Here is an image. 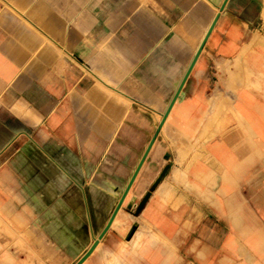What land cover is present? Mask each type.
Wrapping results in <instances>:
<instances>
[{"label": "crops", "instance_id": "obj_1", "mask_svg": "<svg viewBox=\"0 0 264 264\" xmlns=\"http://www.w3.org/2000/svg\"><path fill=\"white\" fill-rule=\"evenodd\" d=\"M0 264H264V0H0Z\"/></svg>", "mask_w": 264, "mask_h": 264}, {"label": "water", "instance_id": "obj_2", "mask_svg": "<svg viewBox=\"0 0 264 264\" xmlns=\"http://www.w3.org/2000/svg\"><path fill=\"white\" fill-rule=\"evenodd\" d=\"M127 190H128V188H126V190H125V192H124V194H123V196L121 197V199H120V202L119 203H121V201L123 200V198H124V196H125V194H126V192H127ZM148 197V194H146L145 195V198H147ZM144 198V199H145ZM142 206V202L139 204V206H138V209H140V207Z\"/></svg>", "mask_w": 264, "mask_h": 264}, {"label": "bare ground", "instance_id": "obj_3", "mask_svg": "<svg viewBox=\"0 0 264 264\" xmlns=\"http://www.w3.org/2000/svg\"><path fill=\"white\" fill-rule=\"evenodd\" d=\"M194 59V58H193ZM191 63H192V61H191ZM181 82V81H180ZM181 87V86H180ZM175 97H177V96H175ZM178 98V97H177ZM176 99V98H175ZM173 100V99H172ZM174 101V100H173ZM168 111V110H167ZM143 159V158H142ZM113 219H114V217H113ZM113 221V220H112ZM110 224H111V222H110ZM110 226V225H109Z\"/></svg>", "mask_w": 264, "mask_h": 264}]
</instances>
